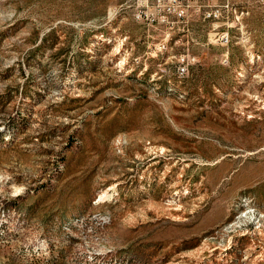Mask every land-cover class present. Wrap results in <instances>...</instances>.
Masks as SVG:
<instances>
[{"label":"rangeland","instance_id":"1","mask_svg":"<svg viewBox=\"0 0 264 264\" xmlns=\"http://www.w3.org/2000/svg\"><path fill=\"white\" fill-rule=\"evenodd\" d=\"M0 264H264V0H0Z\"/></svg>","mask_w":264,"mask_h":264}]
</instances>
